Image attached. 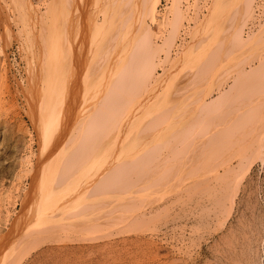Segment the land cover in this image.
I'll return each instance as SVG.
<instances>
[{
	"label": "bare ground",
	"instance_id": "1",
	"mask_svg": "<svg viewBox=\"0 0 264 264\" xmlns=\"http://www.w3.org/2000/svg\"><path fill=\"white\" fill-rule=\"evenodd\" d=\"M209 1L173 0V10L167 9L165 14L173 17L171 28L160 45L153 41L156 32L151 26L159 18L156 14L160 0L49 1L47 10L44 9L47 16L41 17V25L49 29H42V33L39 30L41 34L37 37L41 43L37 67L32 64L36 60L34 43L29 45L34 50V60H28L25 89L32 90L27 93L31 96V99L28 97L30 113L40 124V156L56 159V154H61L60 158L67 161L60 164L58 160L59 165L55 163L57 160H52V168L41 169L42 158L39 162V155H34L38 157L35 164L40 170L35 165L31 168L36 170H29L31 180L22 189L20 211L0 235V251L7 250L9 254L13 251L14 260L22 255L15 254L17 242L13 236L22 223H25L21 231L23 242L16 237L20 241L18 245L26 247L27 244V248L54 239L60 229H66V233L72 228L80 233L87 229L85 233L89 234L88 229L95 227L94 231L99 232L102 222L115 223L118 227L126 219L137 228L136 224L149 223L152 216H159L164 209L174 212L180 208L184 216L198 215L204 208L206 212L213 209L218 227H223L236 206L241 182L264 153V53H261L264 52V22H261L264 0L262 9H256L260 7L259 0H236L233 12L234 0H211L210 6ZM180 2L186 14L188 10L196 8L195 13L200 7L209 6L202 21L198 24L195 21L194 32L188 31L192 34L191 40L186 39L181 29L177 30L184 21ZM248 22L250 30L244 35ZM213 23L216 26L212 27ZM220 29L226 31L218 38ZM30 37H26L28 43ZM218 39L223 41L218 43ZM223 42L225 53L220 47ZM260 47L257 54L263 60L255 64L254 49ZM227 50H232L235 56L239 51L254 50L253 63L249 62L250 54L248 60L233 56L234 62L221 60V64L232 66L225 68L222 64L218 68L220 60L217 59L221 52L227 58ZM161 52L165 60L159 59ZM171 52H176L178 57L173 62L168 58ZM168 59L171 67L165 68L162 61L165 63ZM213 62L217 67L215 64L212 67ZM222 66L233 74L226 76ZM211 67L215 74L207 70ZM36 81L42 82L40 91L32 89L38 84ZM36 92H41L40 96L46 94V100L45 96L35 100ZM37 105L39 110L35 108ZM91 151L102 154L95 165L96 172L91 174L94 179L72 184L78 173L74 170L85 166H77L79 163L75 160L88 159L84 163L89 165L93 157L83 156ZM165 186L168 199L160 195L163 200L158 204L152 205L156 200L142 204L143 197L148 194L151 198L152 191H160ZM200 222L195 223L196 228Z\"/></svg>",
	"mask_w": 264,
	"mask_h": 264
},
{
	"label": "rangeland",
	"instance_id": "2",
	"mask_svg": "<svg viewBox=\"0 0 264 264\" xmlns=\"http://www.w3.org/2000/svg\"><path fill=\"white\" fill-rule=\"evenodd\" d=\"M49 1L0 0V235L5 233V231H7V229L11 225L10 221L12 223L14 221L13 219H15V217L18 215L17 213L20 211L21 201L19 198L22 195L24 188H26V186L29 184L31 180L30 179L31 172L29 173V170H31L32 168L35 169V167L36 169L38 167L39 170L40 168L41 169L52 168V166L54 165V161L52 160H57V162H55L57 164H59V162L61 164V161H63L62 164H64V161L65 160L67 161L66 158L65 159L62 158L63 160L60 158V156H63L61 154H56V156H58L59 159H57L58 157L56 159H53L52 156L50 155L40 156L41 153L39 151L40 146H38V143L40 144V138H41L40 137L41 130L38 129V126H40V124L39 123L37 124V122H35L36 119L34 118L35 115H32L30 113L31 108L29 105L30 100L28 99V97H30L31 99V96L30 95L27 96L28 95L27 93L31 92L32 90L28 92V90L25 89V85L27 86L26 83H28L27 81L29 77L28 60L30 59L31 61L34 60L32 56L33 48H31L29 45L34 43L32 47L35 46L36 51L34 55L36 60L33 61L32 64H34L37 67V64L40 63V61H38V56L40 52L38 45L41 44L38 41L37 37L42 33V29L45 28L49 29L47 25L46 26L41 25L43 20L41 17L42 15H45L46 11L44 9L47 10L48 7L47 5ZM235 1L236 0H234L233 3ZM236 2L234 4L232 3L233 5L231 4L232 12L234 11L233 10L234 8L236 9V5H237ZM211 3L212 2L210 0L207 5ZM179 4H180L179 8H181L182 11V20L184 21L183 23L182 21L179 23L177 30L179 32V30L181 29L182 32L185 35H187L186 39L189 40L190 38L191 40L192 37L191 33H193L194 32L193 30L196 29L194 27H196V25L202 21L203 16L205 17L208 11L207 7H209L210 5L209 6L206 5L207 7L204 6L203 9L200 7L199 12L196 10L195 13L194 10L196 8H194L193 11L188 10L189 13L186 14L185 11L187 10L184 8L185 6L181 7V5H183L181 4V2ZM258 4H260V7L256 6L257 8L254 7V9L255 8L262 9L261 8L262 0H259ZM172 5H173V0H160L159 5L157 6L158 13L156 15L157 17H159L157 18L158 22L156 21L155 24L151 25L152 29L156 32V36L158 35L157 38L155 36L156 40L153 39L156 45H160V43L163 42L162 40L164 39L165 34L167 36L168 34L167 32H169V28H171V19L173 17H171L172 16L171 14H169L168 16H166L165 14L168 12L167 9H170V11L173 10ZM21 6L23 8H21ZM28 7L29 9H27ZM25 8L28 11L25 10ZM98 8H101V5ZM40 9L42 12L40 11ZM23 11L24 13H22ZM100 13H102V11ZM100 13H98V15L101 16ZM184 13L186 17H183ZM223 13L226 12L224 11ZM21 15L23 16V21L21 19L22 18ZM46 16L47 14L44 17ZM25 17L26 19L29 18V20L26 19L24 20ZM221 17L223 18V14H221ZM187 19L190 25L188 24ZM163 20L166 23H164ZM195 21L197 22V24ZM252 22H254V20H252ZM261 22L263 23L264 20ZM37 25H39V27ZM249 25H251L250 22H248L244 28V35L247 34L246 31L250 30L247 29ZM21 26L24 31L20 30L22 29ZM214 26L216 25L213 23L212 27ZM258 28L259 27L257 26L255 28V31ZM39 30L41 31V33ZM189 30L192 31L190 34H189L190 32ZM22 31L23 33H25V35L31 36L30 38H28L30 43H28V40L26 39L27 36L25 37ZM222 31L223 32H221V29L219 30V32L217 31L218 34L216 35L217 37L219 36L218 38H221L220 35L222 36V34L226 31V29L225 31L224 29H222ZM4 32L6 36L4 35ZM27 33H29L30 35ZM222 41L218 39V43H221ZM224 42L223 45L221 44L222 46L220 45V47H222L223 49V50L221 49V51L225 53L226 51L224 50V48L226 42L225 43ZM29 47L31 50L28 49ZM261 47L254 49L256 52V55H254L256 56L254 57L255 60L251 55L254 52V50L252 52L247 50L243 52L239 51V53L237 52V54H239L237 56H235L236 53L234 52H233L234 54L232 53V50L231 52L227 50V53L228 52L230 53V54L226 53L227 58L225 57L224 53L219 52L220 55L217 60L218 61L220 60L219 62L220 64H218L219 65L218 68H221L220 65L222 64L224 66L225 61L226 62L236 61L234 60L233 56L236 58L239 57L240 59H246L247 57L250 58L251 56L252 58L250 59L247 58V60L248 59L250 60L249 62H252L254 60L255 64L256 62L259 63L260 61L259 59H261V56L259 53H258L259 55L257 54V51L259 52V50H261ZM171 49H173V47ZM246 51L247 53H245ZM255 52L253 54H255ZM175 53L176 52H171L172 55L170 54V56L168 57L169 59L171 58L170 59L171 62H173V60L178 59ZM261 53L264 52L262 51ZM221 54L223 56H221ZM249 54L250 56H248ZM262 56L264 57V55ZM162 58L165 60V55L164 53L161 52L159 53V59ZM170 60L168 62L166 60L165 63H163L164 61H162V65L164 64L163 67L170 68L171 67ZM221 60L223 61L225 60L224 63L221 64L222 62ZM211 64L212 67L214 64L217 67V63L213 62ZM227 65H231V63ZM227 65H225L224 67L228 68ZM224 67L222 69H224V73L226 76L233 74L232 70H231L232 72L230 71L226 72L227 69H225ZM177 69L180 70L181 67ZM207 70H209V72L215 71L213 68L211 70L210 68ZM159 72L161 73V70H159L158 73ZM215 72L213 74H215ZM210 74L208 73V75ZM18 81H20L19 84ZM206 81L209 80H207L206 78ZM39 82H37L38 84L33 82V84L36 85L32 89H34L35 91L37 90L40 91L39 88H41V86H39V84H41L42 82L41 83ZM37 93L38 92L35 93L34 99L35 98L40 99L41 97L43 98V96H45V100H46L47 97L46 94L43 95L42 93V95L40 96L39 93L41 92H39L38 94ZM39 106L37 105L35 108L39 110L41 107ZM33 122H35L36 124H34ZM88 153L89 152H86L85 155L83 153L84 155L83 157L85 156L88 157V155H90V157H93L89 159L88 162H91L89 165H87V163H84L87 162L88 159L87 160L80 159L81 162L79 161V159L78 161L77 159L75 160L77 163H79V165L77 166L83 167L85 165L86 167L85 166L83 167L84 168L82 169L83 171L80 170L81 168L80 169L78 168L79 170L78 169L74 170V173L76 172L78 173H76L77 176L72 179V184L74 183L75 185L79 184L78 181L85 183L87 182L88 179H89L88 181L94 179V177L91 178V176L93 175L94 172H96L97 168H95V165L97 164V161H100L101 158L99 157H101L102 154L101 152L96 153V151L93 152L91 151L90 154ZM34 155L35 156L39 155L38 156L39 158L37 157L38 161L42 158L41 162L39 161L41 166L40 168L38 165H36L38 164V161ZM44 156H46L47 159H45ZM24 159H27V161L30 164L27 163V161ZM42 160H44V162ZM235 160L236 158L234 159V161ZM32 165L33 166L35 165V167L31 168ZM91 167H94V170ZM82 172H84L83 175ZM88 174L90 176H87ZM81 176L83 178H81ZM166 187L167 186H165V188L162 187L163 189L160 190L161 192L159 191V189H157V192L156 190H154L156 193L154 195L152 194L154 193V191H152L151 194H149L151 198H149L148 194L146 195V197H143L144 200L140 198V201L141 200L143 201V203L142 201L141 203L144 204V203H148L149 200L152 201L156 200V203L154 201V204L152 205L154 206L155 204H158L159 201H162L164 198H167L166 196L168 194L167 192L168 189ZM239 187H240L238 190L239 193L237 194L238 197L236 196V204H235L236 206L234 207L232 215L229 217V219H227L223 227L219 226L220 228L218 227L219 225V223L217 222L218 219L217 218H216L217 220L215 219L216 216L213 217V215H215L216 213V212L213 213L214 211L213 209L210 210L211 212L209 211L206 212L207 208H204L203 211L201 212L199 211L198 215L197 213L185 215L188 217H185L181 213L180 208H177L178 210L177 209L174 210L175 213L170 209H166L167 211L164 209L162 210L163 212L161 211L162 213L160 212L158 214L159 216L156 215L152 216V218L149 220L150 222L152 221L151 223L148 221L149 223L141 224L142 226L140 224L135 223L137 225V228L134 227L133 223L129 222L127 219L126 220L124 219L125 220L124 222L126 223L124 224L123 221L122 222L120 221L119 223L120 224L123 223V224L120 225L118 223L119 224L118 227H116L117 225L115 223H113L112 225L111 223L106 222L104 224L102 222L103 225H101L102 228L99 232L94 231L97 229V227H95L96 229L94 228L93 230L88 229L89 234L85 233V231L87 232V229L84 230L83 233H80L78 229L74 231L72 230L73 228L69 230V232L67 231V233H66V229L64 230L65 232L62 231L63 229H60L58 232L56 231L55 234V235L58 234L57 235L58 237L55 236L56 238L54 237V239L53 238H51L52 240L50 239L52 242L50 240H47L45 243H42L41 245L34 244L35 246H33L31 244L32 246L29 245L31 246V248L29 247L27 248V244L26 247H24L23 244H21L22 247L26 249L25 251L22 250L23 248H21V245L20 246L18 245V241L19 240L21 241L23 236V233L21 231L24 229L23 227H25L24 226L25 223H22V225L19 226L20 228L18 227L17 229L18 231L16 230L17 232L16 231L14 232V234L15 233L16 234L13 235L15 236V241L17 242V245L20 247L17 248L18 246L16 245L15 254H22V255L14 260L15 256L13 251L10 252V254L7 250H6L7 252L4 250H3L4 252L0 251V259H1L0 263L6 264L7 262H10L7 264H12V263L14 264H264V153L262 159H256L255 162L252 164L251 170L245 176ZM160 195L162 196L163 199L159 198ZM137 200H138L137 201L138 204L140 201L139 199ZM149 203H153V202L149 201ZM74 209L72 210L73 212L75 211ZM179 212L181 213V217L183 216L184 218L178 216L180 215ZM204 213L205 216H202L204 215ZM174 214L176 215L173 218L172 215ZM199 215L200 217L201 216L202 217L200 218ZM207 215L208 216L210 215V217L208 218ZM175 218L177 219L175 220ZM172 219H174L175 221ZM207 219L208 221L210 220L211 221L214 220V221L213 222L210 221L211 223L209 222L210 223L209 224L207 222ZM127 222L131 224L128 223L129 224L128 226ZM197 222H200L201 224L200 223H199L200 225L197 224V228H196L195 223ZM205 222L206 224L207 223L208 224L207 225L204 224ZM100 224L101 223H99L98 226ZM108 225L109 226L112 225L111 228H109ZM101 226H99V228ZM72 234L76 235L75 236L76 238L73 237L74 235ZM83 234L84 236H81ZM79 235L81 237H79ZM16 236L19 238V240H17L18 238ZM23 240L24 239H22V242ZM49 241L50 243H48ZM17 249L20 252L22 251L24 252L18 253ZM7 254H8L7 257L4 256ZM1 255H3L4 257L2 256L1 258ZM4 259L7 262L4 261L3 263Z\"/></svg>",
	"mask_w": 264,
	"mask_h": 264
},
{
	"label": "built area",
	"instance_id": "3",
	"mask_svg": "<svg viewBox=\"0 0 264 264\" xmlns=\"http://www.w3.org/2000/svg\"><path fill=\"white\" fill-rule=\"evenodd\" d=\"M201 1V0H200Z\"/></svg>",
	"mask_w": 264,
	"mask_h": 264
}]
</instances>
